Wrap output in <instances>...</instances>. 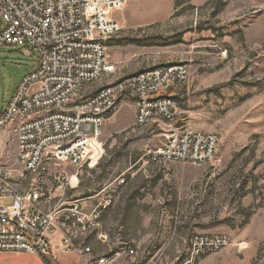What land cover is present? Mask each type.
I'll return each instance as SVG.
<instances>
[{
  "label": "built area",
  "instance_id": "obj_1",
  "mask_svg": "<svg viewBox=\"0 0 264 264\" xmlns=\"http://www.w3.org/2000/svg\"><path fill=\"white\" fill-rule=\"evenodd\" d=\"M126 2L0 0L5 24L0 45L27 46L38 54V70L22 80L0 116V198L12 200L10 206H0V253L49 255L47 234L59 210L46 208L55 191L69 184L64 175L51 174L52 167L90 166L92 143L101 138L108 115L126 95L136 98L135 127L149 129L152 138L162 140V145L146 146L140 161L190 166L216 162L219 137L192 129L183 117L179 90L190 81L188 65L154 67L113 80L117 66L109 60L106 42L121 32L113 16ZM100 83L104 86L99 90L89 89ZM8 144L14 146V159L3 163ZM49 180L53 187L48 186ZM116 183L124 185L123 176ZM112 203V198H106L90 214L74 206L67 220L89 232L100 226L101 210ZM233 244L227 234L194 235L189 263ZM61 249L64 254L89 257L88 264H111L117 258L93 260L91 248L70 236ZM128 254L135 253L129 250ZM254 264H264V252Z\"/></svg>",
  "mask_w": 264,
  "mask_h": 264
},
{
  "label": "rangeland",
  "instance_id": "obj_2",
  "mask_svg": "<svg viewBox=\"0 0 264 264\" xmlns=\"http://www.w3.org/2000/svg\"><path fill=\"white\" fill-rule=\"evenodd\" d=\"M139 1L127 0L113 16L122 26L106 42L109 60L117 66L113 80L154 67L188 65L190 81L179 90L183 117L192 129L219 137L220 151L212 165L171 162L145 169L139 164L145 147L159 142L145 143L143 131L130 123L134 111L118 104L108 115L101 138L92 144V160L105 159L107 171L101 176L105 181L123 173L127 178L130 168L143 174L139 177L143 188L173 190V204L160 209L173 212V223L178 225L173 239L184 240L181 233L189 240L198 234H227L234 239L230 248L239 253L245 246L235 242V236L243 234L245 224L257 214L239 197L264 196V0H209L174 16L167 5L156 11L143 6L146 10L139 11ZM152 12L167 19H146ZM4 25L0 17V32ZM37 70L38 54L30 47L0 45V111L7 108L22 80ZM2 139L5 145L6 136ZM13 159L14 146L8 144L2 162ZM54 168L62 171L63 165ZM11 204L10 198H0V206ZM263 245L264 240L246 264L261 257Z\"/></svg>",
  "mask_w": 264,
  "mask_h": 264
},
{
  "label": "crops",
  "instance_id": "obj_3",
  "mask_svg": "<svg viewBox=\"0 0 264 264\" xmlns=\"http://www.w3.org/2000/svg\"><path fill=\"white\" fill-rule=\"evenodd\" d=\"M209 0H140L139 11L146 10L143 6H153L150 11L159 10L160 6L167 5L168 11L175 14H184L188 7L199 8L207 4ZM156 6V8H155ZM151 15L148 20L167 19L163 16ZM167 14H169L167 12ZM104 86L103 83L89 87L97 91ZM182 91V90H181ZM131 101L121 100L120 104L128 105L134 111L130 112L129 120L134 125L136 98L132 96ZM112 119V118H111ZM110 119V121H111ZM145 143L157 140L162 145V140L152 138L149 129L142 130ZM105 159L95 158L90 166L73 167L63 165L62 171L55 170L53 166L51 174L60 173L64 175L69 184L63 190H57L53 194L54 200L46 210L56 209L59 212L55 218L54 228L47 234L49 255L45 257L29 255L25 253H0V264H88V258H81L75 254H64L61 244L64 238L70 236L75 243L82 242L92 250L93 260L98 258L117 257L111 264H170V262L187 261L185 264H246L247 259L256 253L257 245L264 240V196L258 194L240 195V200L247 207L256 208L257 214L245 224L246 233L235 236V242L245 247H228L218 253H214L198 259L195 263L190 260V240L187 234H179L184 240L173 239V228L178 225L173 223V212H160L163 205L173 204V190L160 188H143L139 184V177L143 174L130 172L115 177L112 180L102 179L107 170L103 167ZM139 164L145 169L154 170L156 164L140 161ZM145 175V174H144ZM123 176L125 184L115 186L117 178ZM117 184V183H116ZM22 186V185H20ZM49 187L53 182L49 180ZM115 186V188H111ZM204 193V191H202ZM206 193V191H205ZM112 198V205L101 210L98 220L99 227L83 232L78 224L67 220L71 215L70 210L74 206L81 208L82 212L90 214L106 198ZM263 199V200H262ZM165 219L160 223L159 219ZM167 230V231H165ZM177 236V235H176ZM129 250L134 255L128 254ZM242 254V255H241Z\"/></svg>",
  "mask_w": 264,
  "mask_h": 264
},
{
  "label": "trees",
  "instance_id": "obj_4",
  "mask_svg": "<svg viewBox=\"0 0 264 264\" xmlns=\"http://www.w3.org/2000/svg\"><path fill=\"white\" fill-rule=\"evenodd\" d=\"M4 111H5V110H1V111H0V116L3 114Z\"/></svg>",
  "mask_w": 264,
  "mask_h": 264
},
{
  "label": "bare ground",
  "instance_id": "obj_5",
  "mask_svg": "<svg viewBox=\"0 0 264 264\" xmlns=\"http://www.w3.org/2000/svg\"><path fill=\"white\" fill-rule=\"evenodd\" d=\"M94 143H96V142H93L92 144H94Z\"/></svg>",
  "mask_w": 264,
  "mask_h": 264
}]
</instances>
